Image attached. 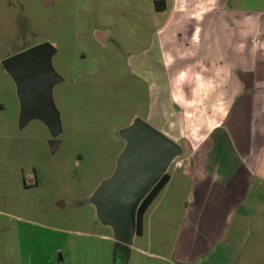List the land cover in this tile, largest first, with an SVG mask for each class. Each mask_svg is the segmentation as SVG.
I'll return each mask as SVG.
<instances>
[{
	"label": "rangeland",
	"instance_id": "374dc122",
	"mask_svg": "<svg viewBox=\"0 0 264 264\" xmlns=\"http://www.w3.org/2000/svg\"><path fill=\"white\" fill-rule=\"evenodd\" d=\"M159 1L0 0V264L176 260L181 219L193 202L192 174L183 175L187 161L173 169L186 157L182 145L181 158L167 171L176 186L169 191L171 214L163 229L159 211L151 229L147 213L144 235L125 249L116 244L99 203V190L126 147L123 130L153 114V90L137 59L166 23L168 12L157 9ZM100 31L107 33L104 44L95 37ZM43 43L54 47L50 65L59 78L50 93L60 118L57 135L38 118L21 121L19 89L2 64ZM52 140L59 142L55 151ZM262 169L228 220V254L218 247L196 264H264Z\"/></svg>",
	"mask_w": 264,
	"mask_h": 264
},
{
	"label": "crops",
	"instance_id": "0c3cea01",
	"mask_svg": "<svg viewBox=\"0 0 264 264\" xmlns=\"http://www.w3.org/2000/svg\"><path fill=\"white\" fill-rule=\"evenodd\" d=\"M159 2L166 23L137 60L153 90L148 122L183 146V175L192 174L173 264H196L218 247L228 254V220L264 172V0ZM174 181L146 211L138 237L147 213L150 229L154 212L161 229L169 221Z\"/></svg>",
	"mask_w": 264,
	"mask_h": 264
},
{
	"label": "water",
	"instance_id": "95a60500",
	"mask_svg": "<svg viewBox=\"0 0 264 264\" xmlns=\"http://www.w3.org/2000/svg\"><path fill=\"white\" fill-rule=\"evenodd\" d=\"M106 36V32L95 33L102 44ZM53 54L54 47L43 43L8 57L2 64L18 86L21 121L38 118L57 135L61 125L50 97L52 86L59 80L50 65ZM121 135L126 147L114 175L99 190V203L116 244L128 249L136 236L140 202L179 157L180 146L143 120H136ZM58 144L50 141L51 151Z\"/></svg>",
	"mask_w": 264,
	"mask_h": 264
},
{
	"label": "trees",
	"instance_id": "16d2710c",
	"mask_svg": "<svg viewBox=\"0 0 264 264\" xmlns=\"http://www.w3.org/2000/svg\"><path fill=\"white\" fill-rule=\"evenodd\" d=\"M156 7L159 9V3L156 2ZM170 176L168 173H165L158 182L153 186V188L148 192V194L143 198L140 202L136 216H137V227H136V236H140L142 234V220L143 217L150 207V205L154 202L157 196L161 193L164 189L166 184L168 183Z\"/></svg>",
	"mask_w": 264,
	"mask_h": 264
},
{
	"label": "built area",
	"instance_id": "2783aa9c",
	"mask_svg": "<svg viewBox=\"0 0 264 264\" xmlns=\"http://www.w3.org/2000/svg\"><path fill=\"white\" fill-rule=\"evenodd\" d=\"M174 167L175 168H180V167H182V163L181 162H175L174 163Z\"/></svg>",
	"mask_w": 264,
	"mask_h": 264
},
{
	"label": "flooded vegetation",
	"instance_id": "af4514ba",
	"mask_svg": "<svg viewBox=\"0 0 264 264\" xmlns=\"http://www.w3.org/2000/svg\"><path fill=\"white\" fill-rule=\"evenodd\" d=\"M59 120H60V118H59ZM54 139H57V138H54Z\"/></svg>",
	"mask_w": 264,
	"mask_h": 264
}]
</instances>
